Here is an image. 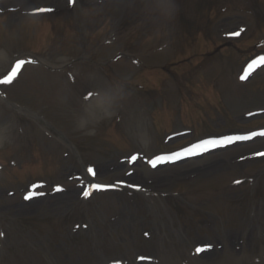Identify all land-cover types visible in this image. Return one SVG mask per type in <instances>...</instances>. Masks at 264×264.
I'll list each match as a JSON object with an SVG mask.
<instances>
[{
  "label": "rangeland",
  "instance_id": "374dc122",
  "mask_svg": "<svg viewBox=\"0 0 264 264\" xmlns=\"http://www.w3.org/2000/svg\"><path fill=\"white\" fill-rule=\"evenodd\" d=\"M261 17L264 0H0V73L36 61L0 85V264H264V136L149 163L264 132V64L241 80ZM233 41L260 51L206 56ZM191 46L194 76L163 75Z\"/></svg>",
  "mask_w": 264,
  "mask_h": 264
},
{
  "label": "snow or ice",
  "instance_id": "6c2138e0",
  "mask_svg": "<svg viewBox=\"0 0 264 264\" xmlns=\"http://www.w3.org/2000/svg\"><path fill=\"white\" fill-rule=\"evenodd\" d=\"M69 4H75V0H69ZM45 11H52V9H37L36 12H45ZM242 31V30H241ZM239 32H233V33H229V35L231 36H239ZM36 61L34 60H24V59H17L15 60L14 64L11 67L10 71H7L6 73H0V85H10L13 83V81H15L18 77V75L21 73L24 65L26 63H35ZM261 64H264V57H259L258 60H253L249 65L248 68L249 69H253V65L255 66H260ZM249 72H245L244 75L241 76V80H244L247 78V76L249 75ZM259 135L264 136V132L260 133ZM247 138H251V137H247ZM237 139H240L239 137ZM227 143H231L232 142V138H225ZM205 143H215L214 141H206ZM197 147H201V145H197ZM255 155L258 156H264V153H256ZM179 158V154H177V157ZM137 159V157L133 156L131 158L132 162H135V160ZM163 158L161 157H157L156 160H151L149 161V163L152 164L153 167L157 166V161L162 160ZM91 175L95 176V171L92 168H88L87 170ZM237 183H240V181H237ZM110 187H115V185H104V184H94L91 185L90 188L94 189V190H105L107 188ZM133 187H137L139 188V186H133ZM57 190H61V189H57ZM83 195L85 197H88L90 195L89 191H84ZM26 199H30L31 197H25ZM0 235H2V233H0ZM205 249L202 248H197V252L203 251Z\"/></svg>",
  "mask_w": 264,
  "mask_h": 264
}]
</instances>
